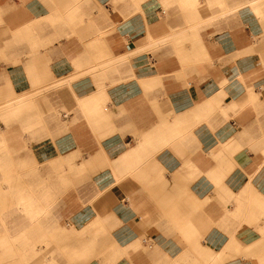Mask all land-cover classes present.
Segmentation results:
<instances>
[{"label": "crops", "instance_id": "0c3cea01", "mask_svg": "<svg viewBox=\"0 0 264 264\" xmlns=\"http://www.w3.org/2000/svg\"><path fill=\"white\" fill-rule=\"evenodd\" d=\"M155 4L0 0V103L40 93L20 114L11 108L7 143L19 135L14 119L23 129L42 118L47 138L37 141L22 130L21 141L33 150L24 163L34 161L45 173L41 165L68 158L73 170L91 174L93 188L106 189L117 203V211L94 218L118 226L119 246L144 231L153 239L150 252H134V264H264V41L253 38L260 25L249 7L239 11L244 30L221 23L222 30H235L208 42L213 71L193 75L198 79L183 87L171 78L174 63L192 72L209 50L199 42L188 50L189 64L180 66L174 54L164 60L159 52L157 60L142 53L145 33L162 29L158 16L167 15ZM184 31L182 44L190 41ZM34 41L37 52L26 50ZM163 60L171 69H163ZM259 76L263 87L252 83ZM89 97L92 105L79 107ZM111 126L118 132L111 134ZM108 160L121 166L115 170ZM134 208L148 209V218Z\"/></svg>", "mask_w": 264, "mask_h": 264}, {"label": "rangeland", "instance_id": "374dc122", "mask_svg": "<svg viewBox=\"0 0 264 264\" xmlns=\"http://www.w3.org/2000/svg\"><path fill=\"white\" fill-rule=\"evenodd\" d=\"M245 1H240V3L237 0L229 3V0H221L217 4L209 5L208 0H192L187 4L175 2L174 8H172L170 4L167 5L163 0H143L145 3H156L155 8L161 12L163 10L166 11L167 15L162 13V15L158 16L164 22L162 29H158L157 32L148 30L145 33L148 49L142 53L151 54L157 60H161L158 54H160L159 52H163L162 56L164 60H168V58L174 56L180 62L176 64H179V66L180 64L187 65L189 64L188 59H182L181 56L183 54L188 55V50H192L199 42L205 46V49L208 48L209 50L208 42H214L221 33H231V31L235 30H222L220 27L221 23H238L241 31L244 30L246 27L245 18L239 11L246 7H249L253 11V16L257 19L261 29V34H256L253 38H255V41L256 39L264 41V13L259 15V12H256L255 8L245 3ZM257 1L260 4V8L264 10V0ZM191 3L196 4V7L193 8ZM236 3H239V5ZM229 5L235 8H230ZM183 23L187 26L185 31L181 27ZM231 25L235 27L234 24ZM215 26L218 28L214 29L213 27ZM115 31H111V34ZM183 31L186 39L190 38V41H184L182 44L183 39H181V34ZM149 34H153V39H149ZM194 38H197V44H193L192 39ZM35 42L26 46L25 49H29L30 52H37L38 46ZM208 52L206 54L202 53L199 56L198 60L195 61L196 69L192 72L184 73L180 71V68L176 70L177 65L174 63L175 67L173 68L175 71L173 73L175 76L171 78L181 83L180 86L186 87L198 79V77L193 75L213 71L215 52L210 50ZM167 53L174 55H167ZM164 60L163 69H171L173 63L165 62ZM2 62H6L4 57ZM260 80H262L260 76L254 77V82L252 83L257 87H263L259 83ZM245 81V79L238 80L239 83L243 84H246ZM229 83V81H223L221 84L227 85ZM64 84L66 83L62 82V85ZM44 90L47 91L48 89L45 88ZM39 94H32L31 97L39 96ZM5 101L3 100V103H0V240L21 231L26 234L27 241L24 244H20L17 241L14 243L10 242L7 246L0 245V264H134L136 256L134 252L130 253V255L119 254L115 249V246H119L115 236L118 226L108 227L105 232L100 230L93 233L95 229L91 227V224L97 217L94 218V215H106L117 211V203L109 201L108 191L106 189L98 190L93 188L92 175L86 173V171H81V169L79 170V168L77 172L75 171L76 168L73 170L71 167L73 161L71 160V164H69L67 162L68 158H63L60 162L61 166L56 170L51 169L49 172L41 173L42 175L40 173L32 174L35 173L34 171L39 170V168L34 161L29 166L27 163L21 161L24 155L26 161L31 160L29 153L33 151L28 142L21 141V133L22 130L27 133H33L34 128L40 125L29 124L22 129V126L14 119L13 122H16L17 125L14 127L19 128H15L14 133L19 135L17 140L15 136V140L11 146L10 143H7L6 131L10 127H7L6 122H11L13 118L10 113L14 105H7ZM15 108L17 107L15 106ZM17 110L20 114L21 109L17 108ZM41 121L44 120L40 118ZM109 130L111 134L118 132L117 126H111ZM164 132V130H159V133ZM35 144H38L37 141ZM35 144L33 143L32 145ZM52 161L41 166L43 168L50 167L49 164ZM12 185L15 187L19 185L18 188L23 190V194H27L28 192L38 194V201H40L43 191L46 189L49 197L47 203L43 202L42 206L50 212L52 210V214L55 213V215L41 214L36 219L29 220L30 216L23 214L24 220L21 223H12L11 218L15 215L13 214L15 213L14 210L17 209V201L9 193ZM14 192L15 188L12 190V193ZM139 211L142 217L148 218V209H145V211L144 209H140ZM57 212H60V215ZM135 212L140 213L136 209ZM88 215L89 217H87ZM161 218L165 219L166 216L163 215ZM90 219L92 220L87 222ZM25 224L26 226L23 227ZM86 227H91L87 235L84 231ZM73 228L80 230L79 233L76 232L78 235H74ZM144 239L148 240V243H145ZM93 240H96V242L89 246L88 243ZM139 241L145 252L152 250L150 246H154V242L153 239L149 240L146 238V231L141 234ZM36 247H39V249Z\"/></svg>", "mask_w": 264, "mask_h": 264}, {"label": "bare ground", "instance_id": "6f19581e", "mask_svg": "<svg viewBox=\"0 0 264 264\" xmlns=\"http://www.w3.org/2000/svg\"><path fill=\"white\" fill-rule=\"evenodd\" d=\"M177 1H179V2H190V1H192V0H177ZM221 0H208V4L209 5H213V4H217V3H219ZM249 2V4L251 5V6H253L254 8H255V11L257 12H259V15L261 14V13H264V10H262L261 8H260V4H258L257 2V0H253V1H248ZM196 4H192L191 3V6H193V8H195L196 6H195ZM262 10V11H261ZM203 49V48H202ZM181 58L182 59H188V55H186V54H183L182 56H181ZM117 61V60H116ZM115 61V62H116ZM109 64H110V62H109ZM108 64V65H109ZM118 64V63H117ZM106 65V64H105ZM110 66V65H109ZM107 67V66H106ZM150 81H155V80H150ZM150 81H147V82H145V83H143V85H144V87L145 88H149L150 86H149V83H150ZM9 100V105L11 106V104H12V106L14 105V108H15V106L17 107V108H21L22 106H24V105H27V101H28V99L27 98H23V97H21V96H15L14 97V99H8ZM92 98L91 97H89V98H85L84 100H83V102H79V107H81V108H86L87 106H89V105H92ZM16 113V112H15ZM112 113V112H111ZM111 113L109 114V115H111ZM67 117V116H66ZM102 119V118H101ZM43 122L41 121L40 122V126H38V127H36V128H34V130H33V138H35L37 141H39V140H43V139H45V138H47L48 137V135H49V130H48V126H46L45 124H43ZM30 133V132H29ZM12 151H13V149H12ZM74 151V150H73ZM40 152V151H39ZM103 153V152H102ZM8 155V154H7ZM35 155V154H34ZM21 156H23L22 154H21ZM36 157V156H35ZM83 157V156H82ZM2 158V157H1ZM3 159V158H2ZM65 159H67V158H65ZM4 160V159H3ZM61 160H63V158H58V159H55V160H53L50 164H49V166L50 167H45V168H43V171L44 172H49L51 169L52 170H56L59 166H61ZM96 160H98V154H96L95 156H93L91 159H90V161L89 162H87V164L88 163H91V162H95ZM6 161V160H5ZM21 161L22 162H24V158L22 157L21 158ZM109 161V160H108ZM67 162L69 163V164H71V162H70V159H68L67 160ZM110 163H109V166L110 167H112L113 169H117L118 167H120L121 166V162H120V160H115V161H109ZM108 163V162H107ZM76 165H77V163H76ZM79 165V164H78ZM85 165H86V162H84V163H82V166L83 167H85ZM42 171V172H43ZM82 171V170H81ZM35 173H32V174H36V173H40V172H38V171H34ZM41 174V173H40ZM43 174V173H42ZM41 174V175H42ZM44 176H46V175H44ZM16 182H18V180H16ZM96 184V183H95ZM19 186V185H18ZM18 186L17 187H15V186H13L12 185V188H11V190H9V193L12 195V197L14 198L15 197V200L17 201V212H16V210H14V212L15 213H13V214H15L14 216H12V218H11V220H12V223H16V224H18V223H21L23 220H24V218H23V214H25L26 216L28 215V216H30V219L29 220H34V219H36L37 218V216L38 215H41V214H49V215H51L52 214V210H51V212L49 211V210H47L45 207H43L42 205H43V202L44 203H47V200H48V194H47V190L46 189H44V191H43V195H42V197L40 198V201H38L39 199L37 198L38 197V194H35V193H27V194H23L22 192H23V190H21V189H19L18 188ZM15 188V192L14 193H12V190ZM47 187V186H46ZM8 188V187H7ZM6 189V188H5ZM242 211V210H241ZM58 213V215H60L59 213L60 212H57ZM245 213V212H244ZM176 214V213H175ZM234 214V213H233ZM52 215H55V213L54 214H52ZM87 217H89V215L87 216ZM235 217H237V216H235ZM15 224V225H16ZM24 226H26V224L25 225H23V227ZM107 226V224L105 223V222H103L102 221V218H101V216L100 215H98L96 218H95V220L92 222V224H91V227H94V229L95 230H93L94 232L93 233H95V232H98V231H103V230H105V228H107L106 227ZM91 227H86V229L84 230L85 231V233H86V235L90 232V228ZM182 230V229H181ZM19 231V230H18ZM73 233H74V235H78L76 232H78L79 233V231L80 230H77L76 228H73ZM131 232V231H130ZM58 235H60V234H58ZM141 236V235H140ZM96 237V236H95ZM133 238V237H132ZM11 240V241H10ZM131 240V239H130ZM144 240H146V239H144ZM20 242V244H24V242L25 241H27V237H26V234H24V233H22L21 231L20 232H16V233H13V235L12 236H10V235H8V237L6 238H2V240H0V245L1 246H7L10 242ZM96 242V240H93L92 242H89L88 244H89V246H90V244L91 245H93L94 243ZM232 242V244L233 245H235L234 244V242H233V240L231 241ZM146 243V242H145ZM15 244H17V243H15ZM118 244V243H117ZM230 245V244H229ZM228 245V246H229ZM141 242L137 239V240H133V241H131L130 243H128V244H126L125 246H115V249L117 250V252L119 253V254H126V255H130V253H132V252H135L136 250H139V249H141ZM230 247V246H229ZM228 247V248H229ZM37 249H39V247H36ZM36 249V250H37ZM230 249V248H229ZM39 251V250H38ZM225 251L226 250H224V253H225ZM87 252V251H86ZM223 255H225V254H223ZM227 255V254H226ZM224 257V256H223ZM221 258H222V256H221ZM223 260V259H222ZM225 260V259H224Z\"/></svg>", "mask_w": 264, "mask_h": 264}]
</instances>
